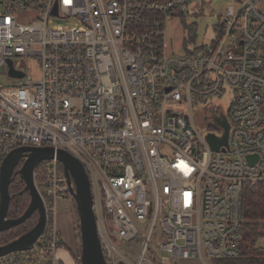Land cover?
Segmentation results:
<instances>
[{"label":"built area","instance_id":"1","mask_svg":"<svg viewBox=\"0 0 264 264\" xmlns=\"http://www.w3.org/2000/svg\"><path fill=\"white\" fill-rule=\"evenodd\" d=\"M201 1L0 0V164L27 147L76 158L107 264L241 257L244 189L264 183V0H234L210 43L186 47L185 37L173 51L167 22L191 24ZM27 57L40 80L17 67ZM226 94L221 133L203 137L208 117L195 107ZM34 182L45 231L0 264H61L59 205L75 185L57 159Z\"/></svg>","mask_w":264,"mask_h":264},{"label":"water","instance_id":"2","mask_svg":"<svg viewBox=\"0 0 264 264\" xmlns=\"http://www.w3.org/2000/svg\"><path fill=\"white\" fill-rule=\"evenodd\" d=\"M10 75L22 78L23 74L13 70L9 62ZM57 159L62 163L68 181H73L75 192H72L76 204L81 234L80 264H107L101 244L97 236L95 215L93 212V198L90 182L82 164L66 151H55L53 148H20L10 153L0 164V233L11 230L29 220L35 213L39 219L36 226L27 234L19 237L6 246L0 247V257L16 251H26L33 248L34 244L43 235L46 224V211L41 196L35 186L34 171L38 165L45 161ZM20 170L16 172L17 168ZM18 173L25 186V191L30 195V204L24 214L18 219L8 218L11 196L10 184Z\"/></svg>","mask_w":264,"mask_h":264},{"label":"trees","instance_id":"3","mask_svg":"<svg viewBox=\"0 0 264 264\" xmlns=\"http://www.w3.org/2000/svg\"><path fill=\"white\" fill-rule=\"evenodd\" d=\"M185 25H187L186 21L182 23L183 29L186 33L185 46L196 45L198 41V25ZM193 25L195 26L193 27ZM186 54H193V52L186 49ZM20 168L21 166L17 168L16 172H18ZM9 192L11 201L8 218L18 219L28 209L31 200L29 193L25 191L24 183L18 173H16L10 184ZM74 207L75 218L78 224V228H75L77 240L81 244V234L75 202ZM38 219L39 215L38 213H35L25 223L11 230L0 233V247L6 246L30 232L38 223ZM243 221L241 257L234 261H215L213 264H264V183L252 188L247 186L244 189ZM77 264H80L79 259L77 260Z\"/></svg>","mask_w":264,"mask_h":264},{"label":"rangeland","instance_id":"4","mask_svg":"<svg viewBox=\"0 0 264 264\" xmlns=\"http://www.w3.org/2000/svg\"><path fill=\"white\" fill-rule=\"evenodd\" d=\"M234 6V0H202L198 5H192L190 7V13L187 15V20L192 25V23L198 24V41L200 44L210 43L215 38L214 28L218 24L222 17L224 16L225 11ZM199 14L197 17L196 15ZM184 23V18L182 20ZM58 25H67V23H56ZM185 25V26H187ZM188 26V27H189ZM195 25H193L194 27ZM166 31L168 35V39L171 42L172 50H180V46L183 43L184 38L186 37V33L181 24L180 18H175L166 24ZM177 53V52H176ZM16 65L19 68H24L25 71L29 74V76L34 80L41 79V64L37 58L27 57L22 58L21 60L16 61ZM8 84V79L6 75H0V86H6ZM233 99L232 94H226L223 98H213L209 100L207 103L202 106H196L194 111L197 114L200 111L201 118L208 117V121H203L202 123H198V130L203 137H207L210 133L216 132L221 133L217 129V124L214 120L215 116L218 114H228L230 105ZM202 107V108H201ZM59 211L62 215L59 217L58 223H63V227L66 230V224L70 219V212H75L74 202L73 200H68L66 203H60ZM72 215V214H71ZM66 221V222H65ZM74 226L78 228V224L75 218V213L73 217ZM76 231V229H75ZM77 235V233H76ZM81 244L78 243L79 246V260L81 253Z\"/></svg>","mask_w":264,"mask_h":264},{"label":"crops","instance_id":"5","mask_svg":"<svg viewBox=\"0 0 264 264\" xmlns=\"http://www.w3.org/2000/svg\"><path fill=\"white\" fill-rule=\"evenodd\" d=\"M70 219L68 220L69 222L65 225L66 226V232H65V227H63V223H58V228L59 231L62 235L63 242L65 249L61 250L59 252V257L61 259V264H77L78 260V254H79V246H78V240H77V235L76 231L73 228L74 226V213L70 212ZM62 215V213H59V217ZM59 220V218H58ZM66 222V221H65Z\"/></svg>","mask_w":264,"mask_h":264}]
</instances>
